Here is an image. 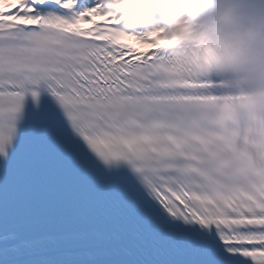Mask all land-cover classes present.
Instances as JSON below:
<instances>
[{"label": "snow or ice", "instance_id": "6c2138e0", "mask_svg": "<svg viewBox=\"0 0 264 264\" xmlns=\"http://www.w3.org/2000/svg\"><path fill=\"white\" fill-rule=\"evenodd\" d=\"M118 24L0 0V264H264V145L219 111L237 86Z\"/></svg>", "mask_w": 264, "mask_h": 264}, {"label": "clouds", "instance_id": "9594fccd", "mask_svg": "<svg viewBox=\"0 0 264 264\" xmlns=\"http://www.w3.org/2000/svg\"><path fill=\"white\" fill-rule=\"evenodd\" d=\"M118 29L181 53L197 79L237 87L224 127L264 145V0H102ZM163 29V32L159 30Z\"/></svg>", "mask_w": 264, "mask_h": 264}, {"label": "bare ground", "instance_id": "6f19581e", "mask_svg": "<svg viewBox=\"0 0 264 264\" xmlns=\"http://www.w3.org/2000/svg\"><path fill=\"white\" fill-rule=\"evenodd\" d=\"M133 43H136V42H133ZM140 48H141V50L151 51L150 49H146L143 46H140Z\"/></svg>", "mask_w": 264, "mask_h": 264}]
</instances>
